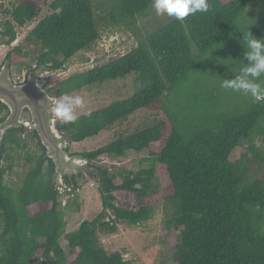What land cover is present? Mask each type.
<instances>
[{"label": "trees", "instance_id": "obj_1", "mask_svg": "<svg viewBox=\"0 0 264 264\" xmlns=\"http://www.w3.org/2000/svg\"><path fill=\"white\" fill-rule=\"evenodd\" d=\"M256 1L208 0V12L159 22L163 25L127 54L60 81L56 98L128 74L138 83L137 92L124 100L72 123L58 120L57 129L69 143L96 136L159 102L165 108V118L155 124L81 153L92 168L88 174L97 181L104 209L77 229L67 231V204L62 207L64 192L73 194L79 188L76 177L66 176L70 189H59L52 182L54 162L35 128L7 131L0 147V264H131L120 251H107L100 235L117 233L120 225L139 226L152 217L153 207L145 199L161 187L156 164L165 171L164 199L173 210L167 225L179 230L172 264H264V151L256 143L264 142V102L220 87L221 79L234 78L244 66L242 43L248 31L264 39V0L257 11ZM41 6V0L14 4L1 24L2 44L10 46L17 39L16 28L35 21ZM151 8L152 0H115L110 18L117 24L135 23ZM49 9L25 42L40 46L36 68L57 71L92 47L100 30L92 0H53ZM27 56L16 46L6 60ZM8 113L0 101V123ZM19 133L35 139L42 151L15 189L6 183L12 165L4 161L11 159L10 147L20 146ZM152 143H158L159 150L142 159L151 164L148 167L113 172L93 165L100 157L141 153ZM237 147L245 151L232 160ZM117 177L119 185L114 183ZM116 190L134 194L138 206L116 204Z\"/></svg>", "mask_w": 264, "mask_h": 264}, {"label": "rangeland", "instance_id": "obj_2", "mask_svg": "<svg viewBox=\"0 0 264 264\" xmlns=\"http://www.w3.org/2000/svg\"><path fill=\"white\" fill-rule=\"evenodd\" d=\"M18 1L0 0V31L2 30L1 24L9 17L8 10ZM41 1L42 6L38 18L22 28L17 27V39L10 46L2 44L4 37L0 35V70L2 67L9 68L11 80L17 85L25 83L31 73H40L39 83L46 90L50 89V92L47 91L51 96H56L60 81L93 67L109 63L127 54L138 45L139 41L148 32L162 26L164 24L163 21L173 18L167 15L158 16L155 13V9L151 8L146 14L138 16L135 23L122 22L117 24L112 22L110 18V11L115 0H92L95 9V18L100 30V39L92 47L74 56L66 64L65 69L50 71L45 67L36 68L40 46L25 42V37L30 30L46 14L50 13L49 4L53 0ZM260 1L262 0L255 2L257 6L253 10H259ZM159 22L163 24L158 25ZM16 46L21 47L24 52L28 53V56L13 61L6 60L7 53ZM137 90L138 83L136 82L135 76L128 74L117 79H109L102 83H95L81 90L69 93V95L83 97V105L76 110L77 116H80L102 108L113 101L124 100L132 96ZM164 109L161 102L143 108L131 115L127 120L103 130L96 136L86 138L81 142H67L64 144V149L68 148V151H66L70 155L94 150L114 141L120 135L130 134L155 124L159 119L165 118ZM58 120L55 117L56 124ZM23 126L27 128L28 132H31L35 128L27 117L24 119ZM17 136L20 139V146L15 144L14 149L10 147L9 157L11 159H8L6 162L4 161L5 165L10 163L12 165V169L6 175V183L15 189L21 186L24 172L34 164L35 155H39L42 151L37 145V141L32 139L31 136L27 134L21 135L20 133ZM256 143L264 151V142L262 139H258ZM158 150L159 144L152 143L149 149L141 153L128 151L126 156L121 158L100 157L93 162V165L95 167L110 168L113 172L119 168L139 170L142 167L151 165L149 162L143 163L142 159L150 157L153 152H158ZM244 151L245 148L237 147L231 159H237ZM27 157H32V160L28 162ZM84 163V173L75 176L79 188L73 191V194L64 192L62 207L67 204V206H64L68 221L67 231L77 229L84 220L98 218L104 209L103 199L99 192L97 181L88 174L92 168L86 164V160ZM262 170V176H264V168ZM156 175L160 180L161 187L145 199V202L153 207L152 217L139 226L129 227L120 225L117 233L100 235L101 245L107 251H120L124 258L131 264H162L163 262L172 264L174 262L175 244L179 230L173 227L170 228L167 225L168 220L173 216V210L170 209V205L164 199V188L167 186L165 182V171L158 164H156ZM121 182L122 180L119 177L114 179L116 185L121 184ZM65 185V182L56 183V186L58 188L61 187L62 190H64L63 187L67 186ZM114 196L116 204L121 205L124 202H129L134 207L138 206L135 195L130 192L116 190ZM105 216V219H108V216ZM1 231L0 226V234ZM67 243L63 238L61 244L66 252L69 250ZM35 264L47 263L40 261Z\"/></svg>", "mask_w": 264, "mask_h": 264}, {"label": "water", "instance_id": "obj_3", "mask_svg": "<svg viewBox=\"0 0 264 264\" xmlns=\"http://www.w3.org/2000/svg\"><path fill=\"white\" fill-rule=\"evenodd\" d=\"M40 77V73L33 72L25 83L17 85L11 80L9 68L2 67L0 70V101L9 110L0 123V147L7 131L22 127L27 117L35 126L47 150V157L54 162L52 182L56 185L58 182L64 183L66 176L84 173L85 158L82 154L70 155L64 149L68 139L57 129L54 114L45 112L42 108V104L48 103L47 97L56 98L40 85Z\"/></svg>", "mask_w": 264, "mask_h": 264}, {"label": "clouds", "instance_id": "obj_4", "mask_svg": "<svg viewBox=\"0 0 264 264\" xmlns=\"http://www.w3.org/2000/svg\"><path fill=\"white\" fill-rule=\"evenodd\" d=\"M152 7L158 16L167 15L177 20H184L190 15L206 13L209 10L208 0H152ZM243 46L245 64L235 73L234 78L221 79L220 87L251 96L254 102H264V39H257L249 31L244 36ZM42 104L45 112H51L62 123H72L78 119L76 110L84 101L81 96H71L67 93L56 99H46Z\"/></svg>", "mask_w": 264, "mask_h": 264}, {"label": "built area", "instance_id": "obj_5", "mask_svg": "<svg viewBox=\"0 0 264 264\" xmlns=\"http://www.w3.org/2000/svg\"><path fill=\"white\" fill-rule=\"evenodd\" d=\"M66 186V185H65ZM67 187V186H66ZM66 187H63V188H66ZM67 188H69V186L67 187ZM59 189H62L61 187H59ZM70 189V188H69Z\"/></svg>", "mask_w": 264, "mask_h": 264}]
</instances>
